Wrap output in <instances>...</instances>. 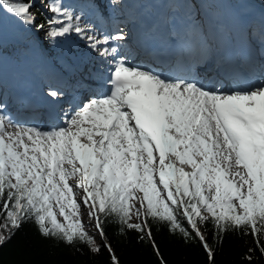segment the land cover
I'll return each instance as SVG.
<instances>
[{"label": "snow or ice", "instance_id": "1", "mask_svg": "<svg viewBox=\"0 0 264 264\" xmlns=\"http://www.w3.org/2000/svg\"><path fill=\"white\" fill-rule=\"evenodd\" d=\"M36 2L0 0V13L46 42L74 35L109 87L69 102L47 129L15 122L0 100V247L31 222L45 239L77 252L83 245L92 257L106 251V264H121L105 232L111 221L168 264L156 224L185 243L198 240L215 264L210 225L218 243L229 233L252 238L245 264L257 251L264 258V79L225 90L219 76L201 78L194 65L183 76L129 66L126 26L98 27L123 0H86L95 21L70 0H39L48 15L38 22ZM206 2L183 0L192 32L202 31ZM260 37L264 43V27ZM46 95L58 101L64 93L49 86Z\"/></svg>", "mask_w": 264, "mask_h": 264}, {"label": "trees", "instance_id": "2", "mask_svg": "<svg viewBox=\"0 0 264 264\" xmlns=\"http://www.w3.org/2000/svg\"><path fill=\"white\" fill-rule=\"evenodd\" d=\"M32 11L37 14L38 22L46 16L37 5ZM21 52L24 55L28 53L25 48ZM105 232L121 264H159L149 242L140 241L137 232L128 231L121 235L117 225L111 221L106 222ZM152 233L168 264H207V256L198 240L185 243L179 236L170 234L167 228L156 224L152 226ZM205 234L215 249V264H245L244 255L250 247H254L251 237L237 233L227 234L218 243L210 225ZM76 247L80 248L79 252L52 239H45L29 222L0 247V264H106L108 260L106 251L99 257H92L85 246L78 244ZM252 264H264V258L258 251L254 253Z\"/></svg>", "mask_w": 264, "mask_h": 264}, {"label": "rangeland", "instance_id": "3", "mask_svg": "<svg viewBox=\"0 0 264 264\" xmlns=\"http://www.w3.org/2000/svg\"><path fill=\"white\" fill-rule=\"evenodd\" d=\"M75 1L77 0H70L71 3H74ZM82 2L83 1L81 0L79 1V3H82ZM169 2L173 7L177 6V7H181V10L185 9L183 7V0H169ZM209 3H213V2L210 1ZM36 5L38 7H42L39 3V0H37ZM240 5L242 4L240 3ZM42 10L44 11L43 7H42ZM172 12H174V10ZM45 13L48 14L47 12ZM9 17H10V22H9L10 27L6 25V28L1 27L0 29V53L4 52L5 50L7 52L6 56L4 57H2V55L0 54V82L6 81V80L7 82H10V78H11L12 84L16 83L18 85L22 82V80H24L23 78L25 79L28 78V74L26 73L27 66L25 64V59L21 57V54L19 53L18 48H13V45H11V48H7L10 46V43L8 39L6 38L7 37L6 33H9L7 31L13 28L15 31H17L16 39L17 41H19L20 40L19 35H22L20 34V31H21L20 29L22 28V25L14 17L12 16H9ZM41 35L44 41V33H41ZM74 37L75 36L73 35L67 39L59 40L58 43L60 44L61 47L56 50H53L49 48L48 46L45 47L46 48L45 50H48L49 54L51 55L58 53L59 56H63L64 53L62 52V50L64 49V46L68 45L69 48L74 46L73 41H71V39H73ZM18 46L20 47L21 45L19 44ZM28 46H29L28 49L31 50L32 54L34 53L35 55V56H32V61L36 67L38 66V58L40 57L42 59L43 65H45L47 62H52V63L54 62L55 64L56 59L54 60L51 57L46 58L44 55L40 54V49H39L40 47L35 43L33 39L32 41L28 43ZM20 68L22 69V71L20 70ZM6 75H8L9 78L5 79ZM0 89L3 92V89L8 90L9 87L5 88V86H0ZM11 89L12 88L10 87V90ZM84 219L86 221L87 217L85 216ZM90 232L95 233V228H90ZM98 238L99 236L96 237L97 242H98Z\"/></svg>", "mask_w": 264, "mask_h": 264}, {"label": "bare ground", "instance_id": "4", "mask_svg": "<svg viewBox=\"0 0 264 264\" xmlns=\"http://www.w3.org/2000/svg\"><path fill=\"white\" fill-rule=\"evenodd\" d=\"M216 1H220L221 0H216ZM224 3H226L228 6L224 7V8H221V12L224 14V13H228V12H236L237 11V8L235 6H230V3L233 1V0H223ZM247 4H249V2L247 1ZM246 4V0L244 1V8H247V5ZM262 12L264 13V8L262 10ZM11 15H8L6 13H0V29L3 25H8V27H10L9 25V22H10V17ZM251 17V18H255L258 16V14L253 11V10H248V15H246L245 17L248 19V17ZM10 33L12 35V33L15 32V30L13 28L10 29ZM238 87H241L240 85H238Z\"/></svg>", "mask_w": 264, "mask_h": 264}]
</instances>
